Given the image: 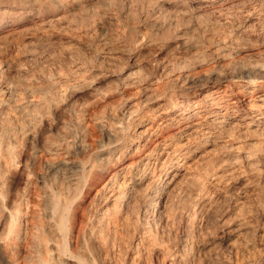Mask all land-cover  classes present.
<instances>
[{"label":"bare ground","instance_id":"1","mask_svg":"<svg viewBox=\"0 0 264 264\" xmlns=\"http://www.w3.org/2000/svg\"><path fill=\"white\" fill-rule=\"evenodd\" d=\"M261 25L264 0H0V264H264Z\"/></svg>","mask_w":264,"mask_h":264},{"label":"rangeland","instance_id":"2","mask_svg":"<svg viewBox=\"0 0 264 264\" xmlns=\"http://www.w3.org/2000/svg\"><path fill=\"white\" fill-rule=\"evenodd\" d=\"M210 17V18H209ZM209 17H207V18H205L206 20H207V22L209 23H213L214 21L213 20H215V22L216 21H219L220 20V17L218 16V14H217V16H216V14H213V15H211V16H209ZM211 19V20H210ZM242 19H244V17L243 16H241L238 20H237V23H239L240 24V21L242 20ZM244 21V20H243ZM260 27V28H259ZM262 27V25L261 26H257V27H255L254 29H252V30H254L253 31V33H251L252 32V30H251V32L250 33H248L247 34V37H248V41H250L249 43L246 41L245 43L246 44H244V46L246 45V47H245V49H244V51H243V53H242V56H243V58H245V60L247 61V62H249V61H253L254 60V58H256V56H254V55H252V53L254 54V53H257V52H261V51H263L264 50V26H263V28H261ZM260 32V33H259ZM249 34H251V36L249 35ZM190 35H192V33L190 34ZM250 37V38H249ZM251 39V40H250ZM253 39V40H252ZM253 41V42H252ZM259 42V43H258ZM252 43V44H251ZM253 43H254V45H253ZM249 44H251V45H249ZM248 46V47H247ZM253 47V48H252ZM208 49H210L208 46H207V50ZM259 50V51H258ZM166 51H163V53L161 52V58L162 59H164L165 57H166V53H165ZM164 54V55H163ZM244 60V61H245ZM220 62H222L220 59L218 60V59H214V60H212V62H211V64H210V67H212V68H216L218 65H221V63ZM246 62V63H247ZM250 62V63H251ZM224 62H222V64H223ZM252 78H255V76L254 75H250ZM248 77V78H247ZM251 78V79H252ZM251 79L249 78V75H245L244 76V78H243V86L245 85V86H247V83H251ZM225 80H227V81H225V82H220V84H222L221 86L223 87L222 89H225L227 86L229 87V84L230 85H233V83L235 82V81H237L238 82V80H236V79H234V80H232L231 78L229 79H225ZM247 80V81H246ZM212 84V83H211ZM206 84V85H195V86H193V88L192 89H188V90H186V92H187V94H188V96L187 97H197L198 96V94H199V92L201 93L203 90H205V91H207L208 89L209 90H211V88H212V86L214 87L215 85L214 84ZM235 84V83H234ZM197 86V87H196ZM225 87V88H224ZM185 92V93H186ZM194 92V93H193ZM210 92V91H209ZM197 93V94H196ZM195 94V95H194ZM193 95V96H192ZM263 126H264V120H263ZM251 139V140H250ZM247 140V141H246ZM263 140V141H262ZM251 141H254V142H256V144L255 143H251ZM261 142V143H260ZM243 143H247V144H250V146H248V151H252V146L251 145H255V146H257V147H259V149H260V151L259 152H264V134L263 135H258V136H256V137H254V139H253V137H251L250 135H247V136H243ZM263 146V147H262ZM210 150H211V148H209ZM200 150V153L202 154V149H199ZM213 150V149H212ZM216 151V150H215ZM214 150L212 151L213 153H218V151L217 152H215ZM259 152H257V153H259ZM198 154H199V152H198ZM255 157L253 156V159H254ZM257 159V158H256ZM255 159V160H256ZM243 170H244V172L246 173L245 175V177H247V176H249V175H251V172H250V170H249V168H247V166L245 165V163H243ZM257 165V164H256ZM202 166V165H201ZM203 167V166H202ZM218 168V172L221 170V167L219 168V167H217ZM247 169H248V171H247ZM200 171H202V170H200ZM250 173V174H249ZM242 180H243V178H242ZM242 180L241 181H239V182H237L236 183V181L235 182H231L230 184L232 185H228V190L227 191H230L229 193L231 194V193H234L236 190H237V188H238V186H239V183H241L242 182ZM233 183V184H232ZM236 183V184H235ZM235 184V185H234ZM235 187H234V186ZM238 185V186H237ZM231 187V188H230ZM236 189V190H235ZM212 190H214V189H212ZM234 191V192H231V191ZM229 193H222V197H223V194H224V197L223 198H220V202L222 201V199H224L223 201H224V203L225 204H223V202H221L222 204H221V211H220V213H218V217L219 216H223L224 218H226V219H229V218H232V215H233V206H232V202H229L230 200L228 199V198H226V197H228V195H229ZM226 195V196H225ZM229 200V201H228ZM229 204H231L230 206H229ZM228 206V207H227ZM230 207V208H229ZM224 208V209H223ZM224 210V211H223ZM228 210V211H227ZM232 210V211H231ZM222 213V214H221ZM220 214V215H219ZM226 215V216H225ZM228 215V216H227ZM229 217V218H228ZM262 223H264V220L262 221ZM221 229H223V228H218V231L219 232H222V230ZM224 230V229H223ZM235 240V239H234Z\"/></svg>","mask_w":264,"mask_h":264}]
</instances>
